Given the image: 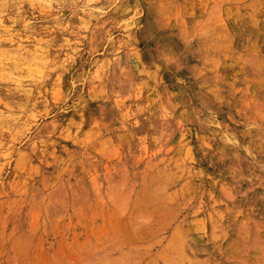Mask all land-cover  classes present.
I'll return each instance as SVG.
<instances>
[{
  "label": "rangeland",
  "instance_id": "1",
  "mask_svg": "<svg viewBox=\"0 0 264 264\" xmlns=\"http://www.w3.org/2000/svg\"><path fill=\"white\" fill-rule=\"evenodd\" d=\"M0 264H264V0H0Z\"/></svg>",
  "mask_w": 264,
  "mask_h": 264
}]
</instances>
